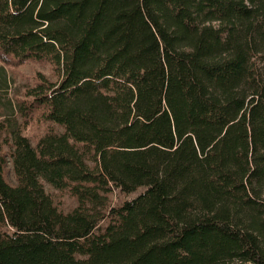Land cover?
Listing matches in <instances>:
<instances>
[{
	"label": "trees",
	"instance_id": "trees-1",
	"mask_svg": "<svg viewBox=\"0 0 264 264\" xmlns=\"http://www.w3.org/2000/svg\"><path fill=\"white\" fill-rule=\"evenodd\" d=\"M0 62L54 75L0 151V264H264V0H0Z\"/></svg>",
	"mask_w": 264,
	"mask_h": 264
},
{
	"label": "rangeland",
	"instance_id": "rangeland-1",
	"mask_svg": "<svg viewBox=\"0 0 264 264\" xmlns=\"http://www.w3.org/2000/svg\"><path fill=\"white\" fill-rule=\"evenodd\" d=\"M38 71L43 72L49 78H54L52 69L47 64L26 62L10 70L0 62V151L9 149L13 133L21 131L23 135L35 138L43 130V127L36 123L24 127L16 106V102L23 97L24 90L33 84V75ZM3 175L8 181L14 182L11 161L5 166ZM44 188L51 195L59 209L68 211L76 204L75 197L69 195L66 191L53 188L46 182ZM143 189V187H139L132 192L113 190L109 193L108 204L117 206L124 200L135 197ZM106 224L107 219L101 221L99 226L101 228Z\"/></svg>",
	"mask_w": 264,
	"mask_h": 264
}]
</instances>
